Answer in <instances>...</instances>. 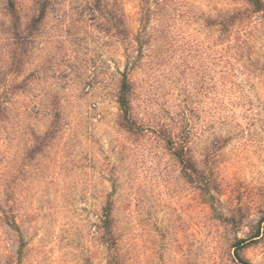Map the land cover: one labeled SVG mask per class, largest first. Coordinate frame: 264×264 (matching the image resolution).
<instances>
[{
  "label": "rangeland",
  "instance_id": "obj_1",
  "mask_svg": "<svg viewBox=\"0 0 264 264\" xmlns=\"http://www.w3.org/2000/svg\"><path fill=\"white\" fill-rule=\"evenodd\" d=\"M16 2L22 42L0 34V264H264V13Z\"/></svg>",
  "mask_w": 264,
  "mask_h": 264
},
{
  "label": "trees",
  "instance_id": "obj_2",
  "mask_svg": "<svg viewBox=\"0 0 264 264\" xmlns=\"http://www.w3.org/2000/svg\"><path fill=\"white\" fill-rule=\"evenodd\" d=\"M232 1L246 3L251 7L253 13H264V0ZM46 10L47 7L44 2L41 12H39L37 15H34L31 19V23L28 28L29 30H31L32 32L37 30L38 22L43 20L46 16ZM239 16V12L225 14L221 17V19L215 21V24L221 26L223 29H226V27H228V22L235 23L239 19ZM118 19L120 22L119 27L121 28V30H124V22L122 20V15ZM21 22L22 18L20 16L16 0H0V34H9L14 40L13 45H19L22 42ZM124 77L125 78L123 80L122 90L119 95V104L121 111L124 114L125 120L127 121L132 108V99L130 96L131 83L129 81L128 73H126ZM167 144L170 147V150L173 151V154L176 156V158H178L180 163L184 165V167L188 168L189 166H192L196 163L195 157L189 145V140L187 138L178 141L170 135L169 137H167ZM262 219H264V217ZM103 223L106 233L109 236H113V218L111 210L106 212Z\"/></svg>",
  "mask_w": 264,
  "mask_h": 264
}]
</instances>
